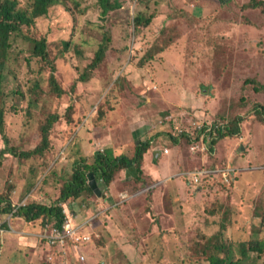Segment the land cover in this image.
<instances>
[{"label": "rangeland", "instance_id": "1", "mask_svg": "<svg viewBox=\"0 0 264 264\" xmlns=\"http://www.w3.org/2000/svg\"><path fill=\"white\" fill-rule=\"evenodd\" d=\"M31 1L20 0L21 7ZM65 1L66 6L56 5L39 19L33 31L39 30L50 43L51 60L65 90L60 99L47 96L31 105L34 95L25 100L18 94V89L28 94L32 80L41 76L43 62L32 59L27 40L12 38L3 83L6 136L0 131V153L11 147L21 152L35 149L49 115L61 116L52 126L45 155L22 163L7 153L0 160V229L9 225L2 212L11 200L9 194L13 206L32 201L51 205L58 200L75 160L82 157L79 140L85 135L89 158L95 150L108 151L113 142L126 143L122 153L132 156L123 124L136 112L147 110L153 121L175 115L174 125L167 122L150 132L161 143L149 153L152 159L157 150L168 155L166 143L173 144L177 152L171 157L177 159L184 149L182 161L172 162L181 168L161 186L144 175L139 184L120 181L114 198L102 184L100 194L63 204L78 220L88 219L90 227L96 221L93 232L89 228L91 243L80 247L49 245L44 237L52 228L49 222L25 226L21 221L20 228L23 218L16 216L11 221L15 233L2 235L7 234L1 242L12 246L10 253L0 252V264H210L207 257L216 252L207 244L218 241L232 247L235 258L242 257L241 242L264 240V121L251 114L256 103L264 105V13L249 8L250 0H107L122 6L106 16L99 0ZM140 15L152 16L149 27L136 29L134 21ZM106 33L111 42L105 58L95 71L88 70ZM45 66L48 77L51 65ZM86 74L88 80H83ZM49 89L45 81L43 91L50 94ZM195 113H205V121H233L244 115L243 132L215 145L204 140L205 153L193 155L187 142L176 143L171 137L183 135L181 129L192 130L193 122L200 120ZM98 119L105 129L94 124ZM81 125L85 126L80 130ZM201 155L206 164L230 165L239 174L231 184L214 174L202 184L185 185L184 171L201 167ZM47 156L49 167L43 165ZM32 164L42 172L34 186L27 184ZM243 259V264H264V253L253 250Z\"/></svg>", "mask_w": 264, "mask_h": 264}, {"label": "trees", "instance_id": "2", "mask_svg": "<svg viewBox=\"0 0 264 264\" xmlns=\"http://www.w3.org/2000/svg\"><path fill=\"white\" fill-rule=\"evenodd\" d=\"M99 2L103 6V15L106 16L111 10L120 9L122 6L119 3L116 5H111L107 3V0H99ZM61 4L66 6L67 2L65 0H32L30 4H27V7L23 8L21 7L20 0H0V131L4 133L5 136L6 102L4 101V97L7 92L4 91L3 83L6 77L5 71L9 66L10 55L14 47L12 42V38L14 36H19L27 40L32 46V59L36 58L43 62V65L40 66L41 76L32 80L35 81V83L29 88V91L27 92L28 94L23 93V90L21 89H18V94L23 96L25 100L27 99V96L34 95L35 97H31V105H39L38 100L46 98L47 96L57 97L60 99L65 94V90L60 86L58 76L56 75L57 68L53 63V60H51V53L49 50L50 43L47 37L44 36L41 38L39 30L33 32L37 29V21L44 16L50 15L52 8ZM248 7L252 9H260L264 13V0H250ZM152 20V16L145 18L144 16L140 15L135 18V27L136 29L149 27L152 23ZM103 42L104 43L101 44L99 50H97L95 53L93 62H91L88 66V70L95 71L103 62L108 50V44L111 42V38L109 37L108 33L105 34ZM65 46V50L67 51L69 43L65 44ZM148 56L152 58V56ZM47 63L51 65V70H49L50 75L48 77H46L44 74L46 70L45 65ZM81 78L83 80H88V75H83ZM45 81H47L49 84L50 89L48 92H51L50 94H46L45 91H43V85ZM29 82L30 81H28V83ZM258 89L259 88H255L256 91H258ZM69 109H73V107H70ZM253 110L255 111H253L251 114H254V116L257 115L262 121H264V105L256 103ZM97 112L99 113L98 117H100L101 112L97 110L96 114ZM60 116L61 115L57 113H52L49 115L48 119L43 124L42 141L38 147L22 152L17 148L14 149L13 147L10 149L4 148L1 150L0 160L5 158L7 153H12L13 155L20 157L22 163H25L28 159H30L31 156H36V154L45 155L51 143L52 126L56 121H58ZM244 121V115H237L233 121H213V131H216L215 134H213L211 140L208 142H210L211 145H215L217 142L225 139L228 136L240 135L243 132L242 124ZM181 132L183 135H177V137H173L176 143L182 141L187 142L188 145H190L193 141L199 142L200 136L197 131L194 130V128H192V130L184 128ZM204 132H207V130L204 129ZM192 135H194L195 138H193ZM211 145L210 151H214V148H212ZM150 147L151 141L144 140L137 145L132 156H129L128 154L112 156L108 153V151L105 152L104 150H97L94 155L93 162H90L88 157H80L73 164L72 172L68 175L69 178L64 182V185L60 190V196L58 200L54 202V204L48 205L38 201H32L25 206H22L17 212L16 216H19L20 218L22 217L27 223L42 221V225H44L46 222H52L61 225L65 218V213L63 212L62 206L63 203L73 202L83 197L85 194L94 193L98 190L101 191L99 186L100 183H102L104 187L106 186V188H108L113 182H115L119 173L123 169L135 167V169L138 171V174L132 178V181L134 184H139L142 182L143 176H148L144 170V156ZM47 157L48 158H44L43 165L49 167V159L51 156ZM36 167L34 164H32L29 169L30 174L27 184L30 186L35 185L34 182L36 179H38L39 172H41ZM47 179L48 178H46V181ZM11 186H15V184L11 183ZM9 198L11 200L7 201V205L2 210L3 214L7 215L13 211V201L12 196L10 197V194ZM0 201H3L2 195H0ZM5 226L7 228L9 227V225ZM5 233L13 235L7 231L0 233V252H4L6 250V241L1 242V240H5L6 238L5 236L7 234L4 237L2 236ZM214 244L215 245L207 244L208 249L213 248L216 252H211L208 255L207 259L210 261V264H243V258L247 257L250 251L254 250L258 253H264V240H258L255 242H241L240 249L242 257L240 258H235L236 252L232 247L227 248L229 245H226L220 241ZM221 254H223V256H221Z\"/></svg>", "mask_w": 264, "mask_h": 264}, {"label": "crops", "instance_id": "3", "mask_svg": "<svg viewBox=\"0 0 264 264\" xmlns=\"http://www.w3.org/2000/svg\"><path fill=\"white\" fill-rule=\"evenodd\" d=\"M97 111V110H96ZM140 113V112H139ZM139 113H135L131 118H129V117H126L125 119H127L128 121L126 122V124L127 125H129L128 127L126 126V124H123V128H124V131H125V134H123V137H125V136H129V140L128 141H130V144H129V146L131 145V149H133V152H135V149H136V147H137V145L140 143V142H142V141H144L145 139L146 140H150L151 141V147H150V149L145 153V156H144V170L146 171V174L148 175V177H150V178H154V179H156L157 181H156V185L155 186H161L163 183H166V182H168L169 180H172L173 178H172V175H174L175 173H177V171H176V168H181V165H176V163L174 164L175 165V167H173V164H172V162L173 161H177L178 162V160L179 161H182V159H183V155H184V152H183V150L184 149H182V151L180 150V151H178V153H179V156H178V158L177 159H174V156L173 157H171V155H173V154H175L176 152H177V150H174V148H172V146H173V144H168V143H166V148L167 149H169V151H171V153L170 154H168V155H165L164 154V152H163V150L164 149H161V150H157L156 152H155V155H154V159H152L151 158V156H150V153H152V150H154V149H156L157 147H156V142H160L159 141V136H157V135H155V134H152V133H150L152 130H154V129H156V128H158L159 126H163L165 123H167L168 122V124L170 125V127L172 126V124L174 125V114H169L168 115V118L167 119H159L158 121H153V119L151 118L152 116H149L147 113H149V112H147V110H143L142 112H141V114H139ZM159 113V112H158ZM195 115H196V117L198 116V118L200 119V120H203L204 122H207V121H205L204 119H205V113L204 114H199V115H197L196 113H195ZM126 116H127V114H126ZM121 120H122V118L121 119H119L118 121H116L117 123H116V126L117 125H119L120 123H121ZM100 121V119H98V122H96V120L94 121V124L95 125H100L99 127H102V128H99V129H105V127L103 126V123H100L99 122ZM181 121V120H180ZM192 121V120H191ZM191 121H190V123H191ZM210 122H213V121H210ZM123 123H124V121H123ZM180 123V122H179ZM85 125H81L80 126V130L84 127ZM145 130H148V131H145ZM145 132H148L146 135H145ZM173 137H177V136H172L171 138H173ZM85 138H88V136L87 135H85L84 137H82V138H80V140H79V147H80V156H84V157H88L89 155H88V153H90L89 152V150H86L87 148H88V144L86 143V139ZM142 138H145V139H143L142 140ZM90 140V139H89ZM124 140H125V138H124ZM91 141V140H90ZM112 141V140H111ZM111 141H109V142H111ZM114 141H117V139L116 140H114ZM152 142H153V144H152ZM161 143V142H160ZM159 143V144H160ZM98 144V143H97ZM123 147V148H122ZM128 146H127V144L125 143V145L124 146H121L120 145V143L119 142H113V144L112 145H110L109 146V148L110 149H108V153L111 155V152H112V156H120V155H123L124 153H122L126 148H127ZM169 147V148H168ZM187 147H188V151H190V153L191 154H198V152L199 151H201L203 154L205 153V152H203L200 148H198V149H196V151H192L191 150V144L190 145H187ZM165 148V149H166ZM101 150L103 151V149L101 148ZM174 150V151H173ZM207 150V149H206ZM242 150V149H241ZM96 151L97 150H95V151H93L92 152V154L91 155H95V153H96ZM105 151V150H104ZM106 152V151H105ZM150 152V153H149ZM68 154H69V152H68ZM67 154V155H68ZM134 154V153H133ZM132 154V155H133ZM210 154V153H209ZM168 157V158H167ZM199 157V156H198ZM89 158V157H88ZM78 160V159H77ZM77 160H75V162L77 161ZM92 160L94 161V156H93V158H89V161L90 162H92ZM150 162V164H149V162ZM162 161V162H161ZM74 162V163H75ZM153 162V164H155L156 165V167H154V166H152L151 165V163ZM171 162V163H170ZM201 162L203 163L202 165H201V167H198V168H190L189 170H186V171H184L185 172V174H186V172H188V171H194V170H196V169H200V168H205V167H214L213 165H211V164H206L205 163V156L204 155H201ZM178 171H180V170H178ZM182 172V171H181ZM178 173H180V172H178ZM138 174V171H137V169H135V167H131V168H126V169H123L120 173H119V175H118V177H117V179L115 180V182H113L109 187H108V191L110 192V195H111V197L112 198H114V197H116V194H117V192H118V184H119V182L120 181H128V182H132V179H130V178H133L134 176H136ZM184 175V174H183ZM128 179H130V180H128ZM159 179V180H158ZM190 182L188 179H187V177L184 175V177H183V182H184V184H185V182ZM162 183V184H161ZM191 183V182H190ZM161 184V185H160ZM186 185V184H185ZM99 186H100V188H101V191H103V188H105L106 189V186L105 187H103L102 186V183H100L99 184ZM189 186H194V185H189L188 184V187ZM103 187V188H102ZM101 191H96V193L97 194H100L101 193ZM116 193V194H115ZM99 198V197H98ZM18 219H22V218H18ZM88 220V219H87ZM87 220H78V219H76V221H77V223L78 224H82L84 221H87ZM104 220H106V219H104ZM25 224V226H28V224H26V222H25V220H20L19 221V225H20V228H23L24 227V225L22 224V222ZM94 220L93 219H91V222H93ZM95 222L96 221H94L91 225V227L90 226H88L87 227V229L89 230V228L90 229H92V232H93V228L95 227ZM10 237V236H9ZM10 246H12V243L10 244V242L9 241H7L6 242V250H7V252L8 253H10V250H11V247Z\"/></svg>", "mask_w": 264, "mask_h": 264}, {"label": "built area", "instance_id": "4", "mask_svg": "<svg viewBox=\"0 0 264 264\" xmlns=\"http://www.w3.org/2000/svg\"><path fill=\"white\" fill-rule=\"evenodd\" d=\"M194 130L199 134V142L193 141L191 144V150L196 151L200 148L202 151L206 150L204 140L210 141L215 131H213V122H204L203 120H196L193 122ZM204 129L207 132H204ZM183 131V129H181ZM213 131V132H212ZM212 132V133H211ZM211 133V134H210ZM195 138L194 135H192ZM166 153L169 152V149H165ZM235 167L230 165L228 166H215V167H205L196 169L194 171H188L184 174L188 180L193 184H202L204 181H207L210 178H213L214 174L216 176L221 175L222 182L226 184H231L235 176L238 175ZM27 203H18L14 204L12 213L7 215V220L9 222V228L0 229V233L9 232L15 233V228L12 225L11 221L16 217L17 212L22 206H25ZM67 208V209H66ZM63 208V212L66 214L63 223L58 225L56 223H51L52 228L44 234V237L47 239L49 245L61 244L63 246H72L79 247L87 242H91L93 238L92 232H90L87 227L89 226L88 220L84 221L82 224H78L74 215L68 213V207Z\"/></svg>", "mask_w": 264, "mask_h": 264}, {"label": "clouds", "instance_id": "5", "mask_svg": "<svg viewBox=\"0 0 264 264\" xmlns=\"http://www.w3.org/2000/svg\"><path fill=\"white\" fill-rule=\"evenodd\" d=\"M63 204H65V203H63ZM63 204H62V206H63ZM64 208V207H63ZM65 216H66V214H65ZM16 218V217H15ZM75 219H77V218H75ZM14 221V220H13ZM50 224L52 223V222H49ZM87 243H91V242H87ZM86 244V243H85ZM84 245V244H83ZM68 245H66V246H63V247H65V249H66V247H67ZM82 246V245H81ZM80 247V246H79Z\"/></svg>", "mask_w": 264, "mask_h": 264}, {"label": "water", "instance_id": "6", "mask_svg": "<svg viewBox=\"0 0 264 264\" xmlns=\"http://www.w3.org/2000/svg\"><path fill=\"white\" fill-rule=\"evenodd\" d=\"M241 149H242V150H244V149H245V148H244V145H242V146H241Z\"/></svg>", "mask_w": 264, "mask_h": 264}]
</instances>
